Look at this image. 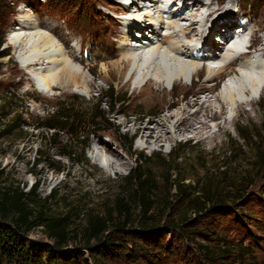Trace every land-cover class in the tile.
Listing matches in <instances>:
<instances>
[{
    "label": "rangeland",
    "instance_id": "1",
    "mask_svg": "<svg viewBox=\"0 0 264 264\" xmlns=\"http://www.w3.org/2000/svg\"><path fill=\"white\" fill-rule=\"evenodd\" d=\"M231 1L235 5L230 17L231 21L235 22L238 17L236 22H240L239 20H242L240 17L247 16L248 19L254 17L258 19L253 27L260 28L256 48H264L262 28L264 0ZM137 2L139 3V0ZM121 5L122 3L117 0H0V37H5L2 48L7 49L8 53L0 58V90L3 87L17 89L20 97L12 100L15 104L13 114L24 113L23 122H19L18 119L13 121L17 128L0 147V168H3L8 183L14 185L19 183L20 187L23 186L27 191L37 180L39 183L37 192L40 196L47 195L50 188L56 189L55 203L62 202L66 205L75 203L78 209L102 210L112 200L120 176L125 175L134 166V159L127 153L128 145L122 135H134L133 149L143 150L147 155L159 151L165 155L177 142H186L188 145L183 159L178 164L182 174L190 179L206 174L207 178L214 177L220 180L219 174L211 168L229 161L223 154V148L228 136L238 138L235 125L260 123L262 114L259 103L264 99V89L259 90L254 96L240 95L241 99L253 98V109L243 103L238 109L227 108L216 118L210 115L215 112L219 114L217 108L213 106L208 109L206 111L209 116L208 128L198 134L191 130H182L164 140L154 141L152 138L146 140L148 130H143L142 127L146 124L153 127V119H157L161 113L176 109L166 108L167 103L178 100L185 102L184 96L191 99L194 97V92L202 87H205V90L201 95L216 94L223 89L227 78L234 75V71L226 69L206 83L204 81L207 74L206 67L202 65L198 75L177 79L170 84L167 82L165 86L150 81L145 85L142 95H135L136 75L127 82L132 64L125 72L121 71V53L116 46L120 34V29H117L120 21L118 17L113 16V13H117L113 7H121ZM24 13L31 14L39 21H51L57 26L58 38L66 39L64 49L68 51L72 48L76 54V57L70 59V65L79 72L74 79L75 82L65 80V74L62 73L59 83L53 82L52 90L46 94L38 88L29 70L23 67L18 59L20 47L13 46L8 40L13 25L18 19L23 18ZM211 36L213 39L216 33ZM245 36V39L248 38L247 34ZM248 42L251 43L250 39ZM238 46L246 50L247 45L238 44ZM109 86H113L118 97H124L125 102L109 107L108 103L111 100L106 95ZM211 87L213 88L210 89ZM30 90L36 91L40 101L28 99L26 96L21 97ZM73 97H78L76 101L83 109L96 108L99 102L102 110L96 113L108 119L89 137V146L86 150L88 164H73L58 153L57 147L50 148L49 153L53 159L50 163L59 165L58 161H60L68 170L57 172L44 162L33 164V158H37L36 149L44 145V142L41 143L42 135L50 133V130L47 131L44 126V118L53 111L54 104L59 99ZM194 108L190 107V110ZM232 117L233 120L228 122L227 120ZM11 119L13 120L12 117H8L2 122L9 124ZM185 126L181 125L180 129ZM19 129L26 132H20ZM99 138L102 143L110 142L113 152L120 157L121 161L115 168H108L103 165L101 159L92 157V148L99 144L96 142ZM67 139L68 135L63 133L59 141L64 143ZM244 152V154L237 152L236 161L228 165L229 175L225 180H220L223 185L229 184L232 180L236 181L242 173L249 172L242 183L248 187L245 188L244 197L236 204L228 205L221 212L192 217L195 220L184 225L182 233L159 226L156 229L159 232L153 235L156 243L153 247L157 249L154 250L157 252L155 253L157 259L153 264H212L199 259V254L195 250L197 243L207 244L213 248L225 244L250 245L252 253L249 257L245 256V260L254 258L264 262V173L256 174L255 169L250 167L254 159L253 149L245 147ZM108 155L113 156L109 153ZM156 163L166 167V164ZM181 210V206H176L174 213ZM79 216L83 218L82 211ZM81 222L80 219H76L75 224L81 228ZM192 231L196 233L183 235ZM122 235L137 240L145 248L150 247L145 244L143 236L139 233L135 236L134 232H124ZM29 238L49 242L41 227L32 230ZM220 240H223L222 244L219 243ZM161 244H165L167 248L161 249ZM83 253L87 255L86 251ZM233 257H230L226 263L232 264ZM218 263L225 264L224 260H219Z\"/></svg>",
    "mask_w": 264,
    "mask_h": 264
},
{
    "label": "trees",
    "instance_id": "2",
    "mask_svg": "<svg viewBox=\"0 0 264 264\" xmlns=\"http://www.w3.org/2000/svg\"><path fill=\"white\" fill-rule=\"evenodd\" d=\"M4 42L5 37H0V58L8 55L7 49L2 48ZM106 95L111 100L108 103L111 108L125 102L113 86H109ZM24 96L40 101L35 90L21 95ZM19 97L17 89L3 87L0 90V147L16 130L13 121L24 120L23 112L13 114L15 104L12 100ZM76 98L59 99L53 111L44 118V126L50 133L42 135L44 145L36 149L37 158H33V164L44 162L54 171L68 170L60 161L59 165L50 163L53 161L49 153L51 147H57L58 153L73 164H88L89 137L108 119L96 113L102 110L99 102L96 108L83 109ZM259 108L260 123L235 125L238 138L228 136L223 148L229 161L211 168L219 174L221 181L229 175V163L236 161L237 152L244 154L245 147L254 151L250 167L256 174L264 173V99ZM8 117L13 120L9 124L3 123ZM63 133L68 139L61 143L59 139ZM122 137L128 145L127 153L134 159V166L120 176L112 200L102 210L78 209L75 203H55L56 189L50 188L47 195L40 196L37 180L25 191L19 183H8L3 168H0V264H153L157 259L153 235L159 232L156 230L159 226L182 233L183 226L195 220L192 217L221 212L246 194L248 187L242 183L249 172L225 185L214 177L207 178L206 174L192 179L183 175L178 164L183 159L186 142H177L165 155L161 151L147 155L143 150L133 149L134 135ZM156 162L166 164V167ZM176 206H181L182 210L175 214ZM81 211L83 218L79 216ZM76 219L82 221L81 228L75 224ZM38 227L43 229L49 242L29 238L30 232ZM124 232H134L135 236L139 233L150 247L145 248L137 240L126 238L122 235ZM193 233L196 231L183 235ZM160 247L167 248L165 244ZM195 250L200 260L212 264H219V260L228 264L226 262L232 256V264H264L254 258L245 260L244 257L252 253L250 245L225 244L213 248L197 243Z\"/></svg>",
    "mask_w": 264,
    "mask_h": 264
},
{
    "label": "bare ground",
    "instance_id": "3",
    "mask_svg": "<svg viewBox=\"0 0 264 264\" xmlns=\"http://www.w3.org/2000/svg\"><path fill=\"white\" fill-rule=\"evenodd\" d=\"M117 1L122 5L113 7L117 11L113 16L120 21L116 46L121 53V71L125 72L132 64L127 82L136 75L135 95H142L150 81L165 86L167 82L170 84L177 79L198 75L202 65L206 67V83L226 69L234 71L230 81H226L223 89L216 94L201 95L205 90L202 87L194 92L193 98L184 96L185 102L167 103L166 108L176 109L153 119V127L148 124L142 127L148 130L146 140H164L182 130L200 133L208 128L206 111L213 106L220 113L211 114L212 118L218 117L227 108L238 109L243 103L253 109V98L239 97L254 96L264 89V48H256L260 28H253L258 19H248L247 16L245 27H236V21L230 20L235 6L231 0ZM56 33L58 29L53 22L39 21L24 13L23 18L13 25L8 37L13 46L20 47L18 59L21 65L29 70L38 88L45 94L52 90L53 82L59 83L62 73L65 80L74 82L79 75L70 65L71 57H76L74 49L66 51V39H59ZM213 33L216 36L212 39ZM246 34L251 43L246 50L240 49L238 44ZM198 51H202V61L198 58ZM190 107L195 108L190 110ZM232 120L233 117L227 121ZM181 125L186 126L180 129ZM96 142L99 144L92 148V157L101 159L108 168H115L121 160L113 152L111 143H102L100 138ZM108 153L113 156H107Z\"/></svg>",
    "mask_w": 264,
    "mask_h": 264
}]
</instances>
